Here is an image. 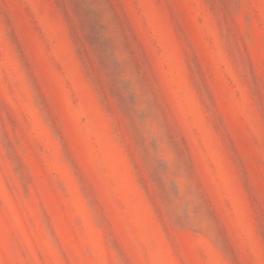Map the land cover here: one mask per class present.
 Returning a JSON list of instances; mask_svg holds the SVG:
<instances>
[{
  "label": "rangeland",
  "instance_id": "obj_1",
  "mask_svg": "<svg viewBox=\"0 0 264 264\" xmlns=\"http://www.w3.org/2000/svg\"><path fill=\"white\" fill-rule=\"evenodd\" d=\"M0 264H264V0H0Z\"/></svg>",
  "mask_w": 264,
  "mask_h": 264
}]
</instances>
